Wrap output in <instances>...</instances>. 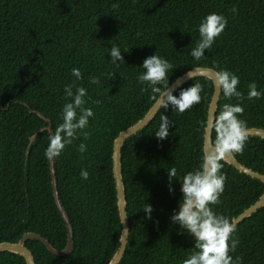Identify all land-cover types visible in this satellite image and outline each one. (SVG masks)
I'll list each match as a JSON object with an SVG mask.
<instances>
[{
  "label": "trees",
  "instance_id": "16d2710c",
  "mask_svg": "<svg viewBox=\"0 0 264 264\" xmlns=\"http://www.w3.org/2000/svg\"><path fill=\"white\" fill-rule=\"evenodd\" d=\"M113 4L119 7L113 9ZM232 8L238 11L233 13ZM210 13L224 15L228 24L204 58L196 61L191 50L199 39L200 22ZM112 45L120 47L124 57L119 67L111 62ZM156 53L172 64L169 85L195 66L235 73L245 99L229 100L222 94L216 116L225 103H240L244 112L238 118L246 127L264 128V95L246 98L252 82L264 93V0H0V244L18 243L27 233L39 234L58 251L68 244L66 222L54 196L51 161L44 153L48 120L54 132L70 102L65 86L75 84L87 89L85 107L94 112L86 129L91 137L85 140L81 134L54 158L59 198L73 227V250L56 256L38 240L25 245L36 264L110 262L122 233L114 140L159 97L153 98L151 88L137 79L144 60ZM73 68L80 69L82 80L72 75ZM93 76L99 77V84L89 82ZM195 83L203 86L199 104L182 114L171 105L161 107L122 148L130 230L119 264H183L194 247V239L171 216L182 198L179 180L199 167L203 155L214 83L198 76L174 95ZM160 87L166 90L165 85ZM162 115L173 123L161 141L155 132ZM80 143L87 145L83 154L77 150ZM234 156L264 174V138L247 136L243 153ZM221 163L225 189L221 203L212 207L233 220L260 198L264 183L225 160ZM171 167L177 169L171 184L174 192L169 191ZM81 169L89 172L87 180L81 178ZM149 204L150 219L143 211ZM233 238L239 241L230 253L234 260L264 264V207L239 223ZM0 264L26 261L3 252Z\"/></svg>",
  "mask_w": 264,
  "mask_h": 264
},
{
  "label": "clouds",
  "instance_id": "9594fccd",
  "mask_svg": "<svg viewBox=\"0 0 264 264\" xmlns=\"http://www.w3.org/2000/svg\"><path fill=\"white\" fill-rule=\"evenodd\" d=\"M112 7L118 8L119 4H113ZM231 11L235 13L238 10L232 8ZM227 24L228 20L222 14L210 13L202 19L198 26L199 39L191 50V56L196 61L204 58L205 50L211 48L215 40L222 35ZM124 51L129 52L127 49ZM109 54L111 62L117 67L125 62L120 47L112 45ZM142 68L144 71L138 75L137 79L141 84H147L151 88L153 98L158 95L159 100H163L161 107L168 108L171 105L174 112L182 114L201 102L203 86L199 83L182 89L179 96L173 94L168 81V71L172 68V64L157 53L145 59ZM72 75L77 80L83 79L78 68L72 69ZM89 82L99 84V77H90ZM215 83L225 98L230 100L235 97L240 101L245 99L244 93L238 90L240 78L235 73L226 69L218 70L215 72ZM160 85H165L166 90L162 92ZM247 87L248 100L260 99L264 95L257 90L255 82L248 84ZM65 94L67 98H70V102L66 103L62 109V123L55 127L54 133L50 130L49 144L44 153L49 161L59 157L66 146L79 139L81 134L85 140L91 137V133L86 129L89 118L94 116V112L91 108L85 107L87 89L83 86L76 87L75 84L66 85ZM243 112L244 108L240 103L223 105L209 130V134L215 132V138L211 139L210 147L207 145L204 147L199 167L187 172L179 180L182 198L179 201V210L171 216V220L174 224L178 223L182 231H186L195 241L190 255L183 260V264H240V257L234 260L230 254L235 252L239 245L238 239L233 238L236 222L217 214L212 206L221 203L220 197L225 189L227 177L221 172L223 167L221 161L229 154H242L246 146V124L238 118ZM172 123L166 115H162L155 136L161 141L165 140L169 136ZM77 150L83 154L87 151V145L80 143ZM167 171L169 191L174 192L171 184L173 178L177 176V169L171 167ZM80 176L83 180H87L89 172L81 169ZM143 211L150 219L153 211L151 204Z\"/></svg>",
  "mask_w": 264,
  "mask_h": 264
},
{
  "label": "water",
  "instance_id": "95a60500",
  "mask_svg": "<svg viewBox=\"0 0 264 264\" xmlns=\"http://www.w3.org/2000/svg\"><path fill=\"white\" fill-rule=\"evenodd\" d=\"M217 70L212 67H206V66H195L192 69L188 70L186 73L178 77L171 85L170 88L173 92V94L182 87L185 83L190 81L191 79L198 77V76H205L210 78L214 83V92L212 95V99L209 104L208 109V115H207V121H206V127H205V133H204V147L207 145L210 147V141L213 139V132L209 134V130L212 128L213 122L215 121L216 114L219 108V102L221 99L222 93L219 92L217 85L215 83V72ZM190 75V76H188ZM166 99V97L164 98ZM163 103V100H159V97L154 102V104L150 107V109L147 111V113L139 119L135 124L129 126L127 129L121 131L119 135L114 140V146H113V174L115 178L116 183V189H117V198H118V207H119V213L122 221V233L120 237V245L111 258L110 262L108 264H119L121 261L129 240V218L127 214V200H126V189H125V183L123 180V173H122V148L125 144V141L135 135L138 131L142 130L144 127H146L152 119L155 117V115L160 111L161 104ZM49 126L46 127L49 131L52 130V123L50 120H48ZM54 133V132H53ZM246 135L247 136H258L261 138H264V128L263 127H246ZM37 134H35L31 141L33 142L36 138ZM226 162H228L230 165H233L236 169H238L240 172H244L248 175H250L253 178H257L261 180L264 183V174L260 173L259 171L253 170L252 168L242 164L237 160V158L233 154H229L225 159ZM51 175H52V184L54 189V196L56 199V203L58 205V208L66 222L67 230H68V244L66 248L62 251H58L54 249L50 243L41 237L39 234L36 233H27L25 234L18 243H10V242H4L0 244V254L3 252H11L18 254L22 256L26 264H36L35 258L33 253L26 247V242L28 240L34 239L42 242L48 250L53 253L56 256H66L73 250V227L69 221V218L64 210V208L61 205V201L59 198L58 188L56 184V177H55V170H54V159L51 161ZM261 207H264V193L260 196V198L253 203L250 207L245 209L242 213H240L237 217L233 218V221L236 222V227L239 225V223L243 222L245 219L251 217L253 213H255L258 209Z\"/></svg>",
  "mask_w": 264,
  "mask_h": 264
}]
</instances>
